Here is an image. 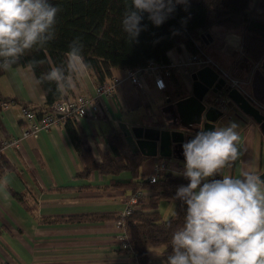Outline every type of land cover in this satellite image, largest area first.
Segmentation results:
<instances>
[{
	"label": "crops",
	"instance_id": "1",
	"mask_svg": "<svg viewBox=\"0 0 264 264\" xmlns=\"http://www.w3.org/2000/svg\"><path fill=\"white\" fill-rule=\"evenodd\" d=\"M167 54L170 58L176 57L173 49ZM255 65L244 58L240 48V57L230 71L249 86ZM199 69L189 67L182 73L172 72L170 78L164 79L162 91L154 88L149 76L144 79L143 89L138 90L126 80L124 70H113V79L118 84L112 98L97 99L105 109V117L96 122L88 118L75 121L80 133L86 137L94 162L99 163L101 155L110 154L106 136L111 132L121 134L131 152L137 151L129 129L160 121L163 114L158 117L155 112L164 107L167 99L174 102L188 96L191 76ZM96 87L88 73L77 81L75 91L64 96L93 98ZM0 95L39 107L45 104L40 88H33L30 74L22 67L2 72ZM233 111L236 110L228 103L227 116ZM235 117L234 122L240 127L243 154L241 161L231 169H225V174L239 175L241 170H247L244 164H251V170L260 174L264 170V139L249 119L240 115ZM222 118L214 125V130L225 126ZM23 127L19 105H0V144L2 140L6 143L14 141L0 149L13 168L0 175V264H129L118 249L114 222H54L74 216L116 214L123 208L122 200L129 192L111 190L109 178L97 171L87 177H75L83 167L62 125L52 126L35 138L21 139ZM163 161L166 172L182 173L185 162ZM156 162L155 157L142 163L139 171L142 179L145 180ZM213 178L222 179V176ZM111 179L127 180L129 175L121 173ZM148 201L149 197L145 205ZM163 204L161 199L157 201L156 211L161 217L172 211V207Z\"/></svg>",
	"mask_w": 264,
	"mask_h": 264
},
{
	"label": "trees",
	"instance_id": "2",
	"mask_svg": "<svg viewBox=\"0 0 264 264\" xmlns=\"http://www.w3.org/2000/svg\"><path fill=\"white\" fill-rule=\"evenodd\" d=\"M51 2L61 9L57 17L56 38L45 49L27 54L14 68H25L27 62L33 59L44 60L45 63L36 68V75L40 76L48 72L52 65H61L68 45L76 37H81L85 46V59L91 65L89 74L96 86H100L113 80V70L131 69L150 61L164 62L165 52L179 44H183L190 54L202 51L196 41L202 33L210 37L209 29L212 26L228 31L241 30V52L248 62L257 64L264 56V0H254L251 5L250 0H186V3L177 5L175 12L159 27L149 21L145 14L142 21L145 30L140 33L138 43L126 42L122 30L121 20L130 6V0ZM231 76L235 77L233 73ZM39 88L45 99L43 107L1 95L0 105L17 104L32 111L36 118L54 114L51 108L56 110V106L67 97L56 91L55 83L45 82ZM58 119L62 121L83 167L75 177H87L92 171H97L109 178L108 187L111 190L122 189L129 193L151 190L155 194L149 196L148 203L140 211L122 218L116 214H103L67 217L54 222L120 221L136 264H167L172 233L182 226L185 212V206L173 198L177 188L186 186L188 181L182 174L165 172L158 175L154 183H148L139 173L147 158L138 151L131 152L124 137L114 132L106 136L110 154L101 155V161L96 163L91 157L86 137L80 133L75 121L64 113ZM157 161L162 159L157 158ZM12 169L0 153V175ZM121 173H127L129 179L110 180ZM159 199H166L173 204V212L166 218L156 211Z\"/></svg>",
	"mask_w": 264,
	"mask_h": 264
},
{
	"label": "clouds",
	"instance_id": "3",
	"mask_svg": "<svg viewBox=\"0 0 264 264\" xmlns=\"http://www.w3.org/2000/svg\"><path fill=\"white\" fill-rule=\"evenodd\" d=\"M186 0H130L121 24L126 42L138 43L144 15L156 27ZM61 9L51 0H0V71L10 72L33 51L45 49L56 38ZM84 44L76 37L61 65L36 75L44 60L25 65L38 89L55 83L61 95L75 91L77 81L91 71ZM182 173L188 184L177 188L174 200L185 206L183 224L171 237L167 264H264V180L251 164L239 175L225 174L241 161L240 127L235 122L215 130H201L182 145ZM217 175L222 179H210ZM6 183V181H5Z\"/></svg>",
	"mask_w": 264,
	"mask_h": 264
},
{
	"label": "built area",
	"instance_id": "4",
	"mask_svg": "<svg viewBox=\"0 0 264 264\" xmlns=\"http://www.w3.org/2000/svg\"><path fill=\"white\" fill-rule=\"evenodd\" d=\"M200 31H198L199 33ZM202 33V32H200ZM203 34V33H202ZM176 52L175 58H170L165 52V61H150L143 66L134 67L131 69L124 70L125 78L131 86L138 90L143 89L144 79L146 76L151 77L153 86L156 90L162 91L164 89V79L171 77L172 72L182 73L186 68H203L209 67L214 72L215 69L218 71L219 68L211 61V59L205 55L202 51L198 53L190 54L185 49L183 44H179L176 48H172ZM170 49V50H172ZM257 66V65H255ZM221 72V71H220ZM216 73V72H215ZM222 77L226 80L225 89L219 88L212 95V105L222 115L227 117L226 102L225 98L226 91L229 89H235L238 93L243 95L255 108L264 113V106L255 102L249 94L242 90L241 85L243 84L237 78L226 75L221 72ZM118 81L112 80L109 83L102 84L96 87L95 97H89L86 95H77L73 98H66L62 104L56 106L58 113L62 112V105L66 106V114L70 119L76 121L82 118H88L91 121L96 122L99 119L105 117V109L97 101L98 98L104 97L111 99L114 91L116 90ZM1 106H5L2 105ZM21 121L24 124L20 132V138H35L38 133L46 131L52 126L62 125V121L59 120L54 114H45L40 118H36L34 113L26 108H21ZM14 144V141L6 143L4 140L1 141L0 149L8 147L10 144ZM165 161H157L151 169V172L146 176L145 180L152 184L156 181V178L161 173L166 172ZM155 192L151 190H141L134 193H129L122 200L124 206L116 213L119 218L130 215L133 212L140 211L142 206L145 205L146 199L154 195ZM116 229L115 240L118 245L119 251H123L122 254L128 259L129 264H136L135 259L132 257V253L129 249L128 241L123 230V225L120 221L114 222Z\"/></svg>",
	"mask_w": 264,
	"mask_h": 264
},
{
	"label": "water",
	"instance_id": "5",
	"mask_svg": "<svg viewBox=\"0 0 264 264\" xmlns=\"http://www.w3.org/2000/svg\"><path fill=\"white\" fill-rule=\"evenodd\" d=\"M201 36V35H200ZM205 44L210 41L207 33L202 34ZM264 56L258 65L252 70L249 81L251 98L264 106ZM217 74L209 67H203L191 76L190 94L177 101H165L161 114L166 118L178 120L179 124L173 125L161 121H153L147 126L131 127L129 129L136 150L146 158L173 159L185 162L182 145L193 137L184 136L185 133L196 135L201 130H214V124L222 120V114L212 105V95L222 87L215 86ZM220 85L223 83L218 81ZM225 89V87H223ZM225 98L228 103L236 108L240 116L249 119L257 127L258 132L264 139V113L254 107L243 95L235 89L226 91ZM51 111L56 117L66 112L65 104L62 112L58 113L54 108ZM192 128V130H191ZM264 180V170L259 174Z\"/></svg>",
	"mask_w": 264,
	"mask_h": 264
},
{
	"label": "rangeland",
	"instance_id": "6",
	"mask_svg": "<svg viewBox=\"0 0 264 264\" xmlns=\"http://www.w3.org/2000/svg\"><path fill=\"white\" fill-rule=\"evenodd\" d=\"M254 0H250V5L253 4ZM209 35L212 36V40L208 42L207 44L204 43L201 36L199 40L196 41L197 45L200 47L202 52L207 55L213 63L219 68L221 72H223L226 75H231V67L232 65L238 60L240 57V48H241V37L242 32L241 30H224L217 26H212L209 29ZM215 69V72L217 74V80L215 81L214 85L219 87H225L226 80L224 77H222L221 72ZM218 81H221L223 84L220 85ZM241 88L243 91L250 94V88L247 85L242 84ZM233 109L236 110L235 107ZM161 109L157 110L155 112V116L160 117L161 116ZM235 115H240L237 110L233 111L230 116L224 117L223 124L226 125L227 122H234L236 117ZM223 119V118H222ZM163 201V205L166 207V204L172 207L173 212V204L166 200L161 199ZM169 213V214H171ZM168 215L164 214L162 215V218H166Z\"/></svg>",
	"mask_w": 264,
	"mask_h": 264
},
{
	"label": "flooded vegetation",
	"instance_id": "7",
	"mask_svg": "<svg viewBox=\"0 0 264 264\" xmlns=\"http://www.w3.org/2000/svg\"><path fill=\"white\" fill-rule=\"evenodd\" d=\"M259 63V62H258ZM258 63L256 64V65H258ZM263 73H264V71H263ZM167 117V115L165 114V115H163L161 118H166ZM160 121H161V119H160ZM166 122L167 123H169V124H173V125H177V124H179V121L176 119V120H171L170 118H166ZM215 125V124H214ZM191 130H192V128H191ZM184 136H186V137H194L195 135L194 134H192L191 133V131H190V133H185L184 134ZM191 140V139H190ZM189 141V140H188Z\"/></svg>",
	"mask_w": 264,
	"mask_h": 264
}]
</instances>
